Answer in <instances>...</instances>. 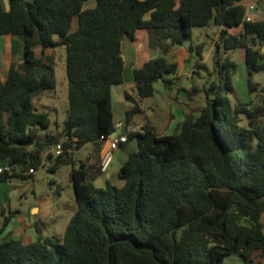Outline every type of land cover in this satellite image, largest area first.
Masks as SVG:
<instances>
[{"label":"trees","instance_id":"1","mask_svg":"<svg viewBox=\"0 0 264 264\" xmlns=\"http://www.w3.org/2000/svg\"><path fill=\"white\" fill-rule=\"evenodd\" d=\"M87 1L7 0L4 9L0 0V37L19 35L23 47L22 60L0 74V160L15 169L0 180L32 177L23 171L46 162L49 171L69 164L75 201L61 238L40 231L30 243L2 237L0 264H225L230 257L263 264L256 259L264 257V86L251 76L264 69V20L245 21L240 0H95L85 8ZM210 24L219 27L215 78L203 89L178 87L188 101L203 92L204 105L184 113L171 134L148 126L125 130L120 145L126 157L117 174L122 184L106 180L96 187L100 137L115 131L111 88L123 82V40L143 28L158 51L133 70L143 99L159 80L166 88L175 83L166 77L177 69L172 45ZM237 26L239 34L229 32ZM58 46L65 48L67 108L61 129L53 130L33 100L56 86L54 50L45 49ZM203 47L190 50L200 55ZM236 49L255 93L246 102L236 97L238 64L227 56ZM200 67L195 64L196 71ZM138 111L136 105L126 110L125 122ZM59 141V155L42 156ZM86 144L94 148L90 163L73 157ZM13 213L4 217L0 235Z\"/></svg>","mask_w":264,"mask_h":264},{"label":"rangeland","instance_id":"2","mask_svg":"<svg viewBox=\"0 0 264 264\" xmlns=\"http://www.w3.org/2000/svg\"><path fill=\"white\" fill-rule=\"evenodd\" d=\"M214 30V26L210 28L195 27L192 29V36L190 40L194 46L196 44L204 45L202 49V55L204 56L205 61H208V63L207 65H204V70L200 74L201 78H199V82L204 88L208 87L209 82L213 77V62L210 56L207 58V47L210 45L211 37L217 39V36L215 37L216 33L212 32ZM13 36L15 38V48L18 45L21 47L22 38H20L19 35ZM60 51L61 48L58 50L55 49L53 51L55 54V59L57 58L60 60L62 56L60 55ZM222 55L225 56L223 53ZM227 56L233 58L238 64L237 73L233 82L236 97L239 100L246 102L250 96H255V93H250L248 90V75L246 73V66L245 63L241 61L243 58V52L242 50L236 51L235 53L227 52ZM2 68H4L3 61ZM251 79L256 83H259L261 86H264V69L252 72ZM55 80V88L45 91L42 95L36 97L33 102L38 111L48 113L51 121V129L55 130L58 128V130H60L67 108V80L65 64H56ZM174 86L175 84H173L171 88H166L161 82L158 81L154 84V95L148 98H143L140 101V105L143 110L144 121L149 123L158 134H163L165 132L167 134L174 133L176 131L177 124L184 120V113H188L190 111L195 113L204 105L203 92L197 93L193 96V100L188 101L185 98V93L181 90L173 88ZM230 97L233 98L232 94H230ZM183 102H186V105ZM152 104L153 109L151 110L149 106ZM170 107L176 110L174 112V118L171 124L169 123ZM114 108L115 120H124V107L115 102ZM139 117H142V115H139ZM129 144L132 145V143ZM126 149L127 148L117 151V154L115 153L116 151H114V159L112 160V164L108 167V172L111 175L110 181L116 185L122 184V181L117 177V172L120 169L117 157L121 155L125 157L127 151ZM93 152V146L91 144H86L82 146L78 152L75 151L73 153V157L85 160ZM114 154L116 155L114 156ZM48 166V162L44 163V165L38 167L35 170V173L32 177H28L26 179L14 178L6 181L0 180V227L2 226L4 220L2 207L6 214L10 210L14 211L17 209L23 220L27 222L28 209L34 205L37 199L41 196L50 195L57 203H74V192L70 182L71 165L62 164L56 171H49L47 169ZM77 166L78 165H75V167ZM69 216L70 214L62 213V215L55 218V221L53 222H50L49 218L44 220L46 224L44 234L55 235L54 237L61 238L65 226L69 220ZM13 220L17 221V218L14 217ZM262 222L264 224V215L262 217ZM12 224L14 225L13 221ZM12 224L10 223L6 225L4 232L7 231L8 233L12 229ZM256 260H260L264 264V257L257 258ZM226 262L242 264L241 259L237 257H230L226 260Z\"/></svg>","mask_w":264,"mask_h":264},{"label":"crops","instance_id":"3","mask_svg":"<svg viewBox=\"0 0 264 264\" xmlns=\"http://www.w3.org/2000/svg\"><path fill=\"white\" fill-rule=\"evenodd\" d=\"M179 0H175L176 4H178ZM240 3L243 6H248L250 4H255V8L249 12V15L252 18V21H263L264 20V0H240ZM2 4L4 6V9L8 8V2L7 0H2ZM95 5V0H88L84 7H93ZM150 17V13H147L145 15V19H148ZM77 26L76 22L74 21L72 24V29H75ZM214 26L215 30L212 31L213 33H218L219 27L215 25H208L204 28H210ZM203 28V27H201ZM241 31V26L232 27L229 29V32L232 34H239ZM215 34V37L217 36ZM9 37V38H8ZM21 38V36H19ZM3 39V40H2ZM210 45L207 47V58L210 56L212 58L213 62V53H214V38L211 37ZM15 38L13 35H3L0 37V74L3 78L6 74V71L9 67V64L11 62H19L23 58V47H19V45L15 48L14 46ZM190 45H192V42L190 40L183 41L181 44H174L172 45V54L174 56V59L177 64V69L175 74H167L166 77H175V86L173 88L178 89L179 87L185 88V89H191L193 87H196L198 89H202V84L199 82V78H201V72L204 70V65H207L208 61H205L203 53L201 52L200 55H196L194 51L190 50ZM61 48L60 55L61 58L58 60L55 59V66L56 64L60 63L61 65L65 64V48L63 46H58L55 49ZM55 49H45L46 53H50ZM236 51H239V49H236L233 51L234 53ZM261 51L264 53V46L261 48ZM232 52V53H233ZM35 54L37 57L41 55V47L36 46L35 47ZM212 54V55H211ZM121 55L124 62V72H123V82L118 85H114L111 88V100H112V110H113V117L115 116L114 111V103L120 104V106L124 107V111L133 108L135 105L137 109L139 110L135 114L131 116V119L129 123L125 122L124 120H115L114 123H122V128L126 127V130L129 131H136L141 130L143 126H148L153 128L149 123L144 121V115L143 110L140 105L141 99L138 97L135 85L133 82V70L141 67L145 61H147L150 58L156 57L158 55V51L156 49H152L149 46L148 43V33L146 29H137L135 33V37L133 40H130L128 38L124 39L122 42V49H121ZM2 61L4 62V68H2ZM241 61L244 62V56L241 59ZM259 62H264V58H261ZM198 63L202 67L198 68L197 71L195 69V64ZM212 67L214 70V62L212 63ZM247 73V69H246ZM215 78V73L213 71V77L211 78V81ZM206 88V87H205ZM155 90V87H154ZM179 90V89H178ZM125 93L128 94L130 99L125 98ZM155 93V92H154ZM154 95V94H153ZM152 95V96H153ZM116 100V101H115ZM115 101V102H114ZM184 103V102H183ZM186 103V102H185ZM184 103V104H185ZM186 105V104H185ZM150 109H153V104L149 106ZM176 110L170 107L169 109V123L171 124L174 118V112ZM139 115H142V117H139ZM139 117V118H138ZM168 123V124H169ZM169 124V125H170ZM121 128V129H122ZM169 128V127H168ZM120 129V130H121ZM120 130H117L116 134H120ZM154 130V129H153ZM163 134H167L166 132ZM103 147V143H101L100 151H99V157L100 152ZM82 148V147H81ZM80 148V149H81ZM126 148L125 146H119L115 151L117 154V151L122 150ZM79 149V150H80ZM78 150V151H79ZM76 151V152H78ZM114 154V156L116 155ZM126 157V155H125ZM123 155L117 157L119 161V167L121 165V162L125 159ZM114 159V158H113ZM83 160V159H79ZM88 163L91 162V155L87 157ZM3 161L0 160V164ZM112 164V161L110 165ZM109 165V166H110ZM108 166V167H109ZM119 172V171H118ZM117 172V174H118ZM35 173V171L32 173ZM110 173L108 172V169L105 173H101L94 181L93 184L96 187H104L106 180L110 181ZM14 179V178H10ZM8 179V180H10ZM70 182L72 185V178L70 174ZM111 182V181H110ZM114 184V183H112ZM116 185V184H114ZM120 186V185H117ZM75 211V201L73 204L71 203H57L53 200V198L50 195L41 196L37 199L36 203L32 205L27 212V222L23 220L20 213L15 209L14 211H8L6 214L5 210L2 207V212L4 217L8 216L9 213H13V216L9 220L8 224H12V221L14 225L12 224V229L7 233V231H3L0 235V240L2 237L6 236L7 234L13 236L14 238H17L21 240L22 243H30L34 241L38 235V231L41 232L43 236H51L54 237L55 235H45V229L46 224L44 220L48 219L50 222L55 221V218L60 217L62 213L70 214L69 218L72 216V214ZM16 217L17 221L13 220V218ZM7 224V225H8Z\"/></svg>","mask_w":264,"mask_h":264},{"label":"built area","instance_id":"4","mask_svg":"<svg viewBox=\"0 0 264 264\" xmlns=\"http://www.w3.org/2000/svg\"><path fill=\"white\" fill-rule=\"evenodd\" d=\"M255 8V4H250L247 6V12L245 15V21H252L249 12ZM115 131L120 130L122 128V123L114 124ZM111 133L108 137H100V140L103 143V147L100 152V160H99V167L101 173H105L110 165L111 161L113 160V152L119 147L120 144L125 143L127 141L125 134H115L112 135ZM63 141V140H62ZM62 141H59L55 144H52L47 149L42 152V156L45 157L49 153H53L54 155H59L62 152ZM15 171L14 167L10 165L6 160H4L0 164V174H12ZM33 173V169H28L23 171L24 175ZM225 264H237V263H229L225 262Z\"/></svg>","mask_w":264,"mask_h":264},{"label":"water","instance_id":"5","mask_svg":"<svg viewBox=\"0 0 264 264\" xmlns=\"http://www.w3.org/2000/svg\"><path fill=\"white\" fill-rule=\"evenodd\" d=\"M159 81H161V80H159ZM125 130H126V127H123V128L120 130V132L123 133V132H125ZM115 134H116V132H113L112 135H115Z\"/></svg>","mask_w":264,"mask_h":264}]
</instances>
